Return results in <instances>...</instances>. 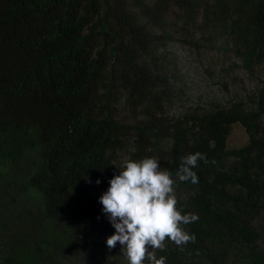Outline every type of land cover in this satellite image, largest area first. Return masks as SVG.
<instances>
[{"label":"trees","instance_id":"1","mask_svg":"<svg viewBox=\"0 0 264 264\" xmlns=\"http://www.w3.org/2000/svg\"><path fill=\"white\" fill-rule=\"evenodd\" d=\"M195 28L264 72V0H0V264H264V80L253 108L165 110L160 49Z\"/></svg>","mask_w":264,"mask_h":264},{"label":"rangeland","instance_id":"2","mask_svg":"<svg viewBox=\"0 0 264 264\" xmlns=\"http://www.w3.org/2000/svg\"><path fill=\"white\" fill-rule=\"evenodd\" d=\"M206 37L208 38L207 35ZM206 37H202L196 28L178 30L176 38L160 49L164 55V57L160 56L164 62L163 67L168 66L164 70H171L169 66L171 63L176 70L174 96L172 102L165 108L168 116L177 117L188 108L197 106L205 108L212 104L228 105L234 100L242 101L247 108H253L255 105L256 95L263 86V69H249L225 42L218 40L215 44H211ZM247 141L248 136L244 128L240 124H234L229 136V145L239 146ZM164 145H167V142H164ZM132 146L133 141L127 139L120 162L122 166L130 164L129 170L132 176H135L136 171L130 162ZM18 178L19 181L12 188L15 197L10 196V204L19 208L26 203L31 207L30 200L33 199L28 198L23 189L25 179L23 176ZM152 185L154 191L164 190L166 199L173 200L178 196V192L165 177H161L159 181L154 178ZM158 218L162 216L159 215ZM252 224L263 229L264 213L255 214ZM165 240L166 237L159 231L149 243V247H157ZM118 245L122 253L127 254L126 242L121 240ZM132 255L135 257L136 254Z\"/></svg>","mask_w":264,"mask_h":264}]
</instances>
